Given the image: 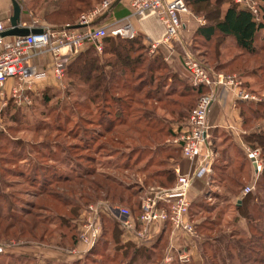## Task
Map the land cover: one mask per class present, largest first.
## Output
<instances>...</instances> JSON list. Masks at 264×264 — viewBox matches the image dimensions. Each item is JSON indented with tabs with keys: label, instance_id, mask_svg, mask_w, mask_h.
<instances>
[{
	"label": "rangeland",
	"instance_id": "374dc122",
	"mask_svg": "<svg viewBox=\"0 0 264 264\" xmlns=\"http://www.w3.org/2000/svg\"><path fill=\"white\" fill-rule=\"evenodd\" d=\"M17 1L23 22L55 26L45 14L56 0ZM219 5L211 0L190 9L186 23L191 33L184 32L182 42L172 43L179 52L178 66L159 48L139 49L134 57L141 63L110 86L106 100L100 95L90 101V84L68 69L63 78L50 70L34 91L19 98L9 92L17 83H8L3 91L9 94L0 105V264H217L225 258L220 254L230 237L247 239L256 233L255 225H264L249 224L238 211L243 198L251 195L250 213L264 217V176L255 172L250 159L257 152L263 171L264 150L254 136L264 133V48L249 56L231 41L202 39L197 29L206 20L211 26L216 23L226 9V4ZM5 8L1 2L0 13ZM187 55L212 75L225 77L226 86L220 90L235 95L238 86L255 97L243 102L234 96L242 107L243 131H210L211 178L193 189L188 213L195 233L162 225L152 231L149 243H137L115 218L99 211L100 238L86 248L81 235L92 208L128 209L137 220L142 199L173 188L183 174L176 171L186 160L176 141L199 100L183 64ZM153 62L156 69L151 72ZM103 109L109 110V119ZM172 174L173 182L167 179ZM142 247L149 248V255L138 249ZM232 263L239 264L238 258Z\"/></svg>",
	"mask_w": 264,
	"mask_h": 264
},
{
	"label": "built area",
	"instance_id": "2783aa9c",
	"mask_svg": "<svg viewBox=\"0 0 264 264\" xmlns=\"http://www.w3.org/2000/svg\"><path fill=\"white\" fill-rule=\"evenodd\" d=\"M116 1L104 0L93 10L82 14L77 27L67 25L54 28L43 25L38 20L28 24L21 19L19 27L42 31L27 37H2V33L11 26L9 20L7 23L0 20V105L9 92L14 98H19L24 92L34 91L39 82L48 78L50 70L55 77L63 78L68 63L83 50L93 47L98 54H102L104 40L107 37L136 39L139 31L133 23L135 20L142 22L156 16L164 27L162 43L182 41L186 28L183 18L190 13L187 0H132L129 17L106 26L97 25ZM234 1L238 6L249 9L256 17L259 16L258 1ZM160 44L161 41H152L150 47L157 50ZM183 64L192 78L193 86L209 91V94L198 100L183 136L176 141L182 150L183 158L190 162V171L180 174L173 188L160 189L150 197L143 198L141 216L137 220L128 209H112L105 205L92 208L91 216L85 224V231L81 235V243L86 248H93L100 238L99 211L110 219L115 218L119 227L131 233L137 243L150 241L152 231L162 225H171L175 232L195 233L194 225L188 219L191 193L198 180L211 174L212 127L208 124V116L218 89L226 86V79L223 75H212L210 70L191 55H187ZM11 81L17 83V86L12 85L9 92H4L3 89ZM235 96L243 102L255 100V97L240 90L238 86L235 89ZM258 156L257 152L250 155L257 174L262 172ZM250 190L247 188L245 193L248 194ZM184 257L188 259L187 253Z\"/></svg>",
	"mask_w": 264,
	"mask_h": 264
},
{
	"label": "trees",
	"instance_id": "16d2710c",
	"mask_svg": "<svg viewBox=\"0 0 264 264\" xmlns=\"http://www.w3.org/2000/svg\"><path fill=\"white\" fill-rule=\"evenodd\" d=\"M40 1V0H39ZM38 1V2H39ZM104 0H56L54 8L45 14L46 20L52 23L54 28H61L67 25L77 27L78 21L85 9L93 6V3H101ZM259 3V16L256 17L247 9L238 6L234 0H218L219 6L226 4L225 11H220L218 18L214 21V25L201 26L197 30V34L207 42H213L215 39L231 41L235 47L249 56H256L260 50L264 48V0H256ZM45 3L48 1L45 0ZM211 0H187L189 10L196 5L208 4ZM209 20V19H208ZM211 21V20H209ZM99 25V23H97ZM147 46L143 44V38L137 37L134 40L107 37L104 40L103 57L95 51L93 47L83 50L67 65L70 74L75 78L90 84L89 97L90 101L103 95L106 100L112 91L110 87L114 83H118L123 76H127V72H133L141 63L140 57H134L139 49L146 50ZM155 62L150 63L149 70L152 72ZM132 68V69H131ZM96 73V74H95ZM192 94L198 99L208 91L204 88H191ZM122 112V111H118ZM103 116L107 114V118L111 115L109 110L101 111ZM264 117V113L262 115ZM103 119H101V122ZM264 130V127H263ZM255 142L264 150V133L254 136ZM264 176V169L261 172ZM176 175L167 176V179L174 181ZM251 195L243 198L241 205L238 206L240 217L245 218L249 224H264V217L256 218L249 211ZM255 225V232L247 239L236 240L230 237V241H226L225 249L220 257H225L221 263L217 264H233L235 257L238 258L239 264H264V225ZM148 241L147 243H149ZM149 246V245H147ZM150 247V246H149ZM155 248V246H154ZM146 254L149 255V248L142 247ZM154 252L153 250H151ZM141 251L136 253L138 256ZM151 252V256L152 253ZM216 254V253H215ZM224 255V256H223ZM217 257V256H214ZM211 261V260H210ZM213 264V263H212Z\"/></svg>",
	"mask_w": 264,
	"mask_h": 264
},
{
	"label": "crops",
	"instance_id": "0c3cea01",
	"mask_svg": "<svg viewBox=\"0 0 264 264\" xmlns=\"http://www.w3.org/2000/svg\"><path fill=\"white\" fill-rule=\"evenodd\" d=\"M132 0H121L120 3L110 12L107 13V15L99 20V25L106 26L107 24H110L114 21H122L129 17L130 15V3ZM4 3L5 12L0 13V20H3L7 22L10 19V13H11V5L12 0H0V3ZM186 28V33H191L189 30L186 21H188L187 16H184L183 18ZM201 22V21H200ZM136 29L139 31V36L143 38V44L147 47H150V44L152 41H161V44L159 45L160 53L164 55V57H168L169 62H173L176 66H178V60H179V52L175 49V47L172 46V43L165 44L162 43L163 35H164V27L161 25L159 19L156 16H152L148 18L147 20H144L142 22H139L137 20L133 21ZM204 26V25H203ZM192 27H190L191 29ZM198 30V29H197ZM229 41V40H228ZM182 42V41H181ZM183 47V46H182ZM178 69L181 71V68L178 67ZM235 95L230 91V89L224 90L219 89V95L215 103L213 104L211 111L209 113L208 117V124L213 129H230V130H239L240 132L243 131L244 126V119L241 115L242 107L240 108L237 105V101L234 97ZM244 104V103H242ZM234 134V133H233ZM189 162L184 160L183 165L177 166L176 171H179L180 173L186 174L189 172L191 165ZM208 178L204 179V181H201L200 183L196 184L194 189L195 191L198 190L200 185L205 184L204 182L209 180L211 178L210 175L207 176ZM131 239L136 242L135 237L131 233H127Z\"/></svg>",
	"mask_w": 264,
	"mask_h": 264
},
{
	"label": "water",
	"instance_id": "95a60500",
	"mask_svg": "<svg viewBox=\"0 0 264 264\" xmlns=\"http://www.w3.org/2000/svg\"><path fill=\"white\" fill-rule=\"evenodd\" d=\"M121 0H117L109 10L112 11ZM12 8H13V15L10 17V29L6 30L2 33V37H27L30 34H39L42 31L41 30H30L29 28L19 27V24L21 22V15H22V8L20 3L17 0H12ZM106 16V15H105ZM254 167H256L254 165Z\"/></svg>",
	"mask_w": 264,
	"mask_h": 264
}]
</instances>
